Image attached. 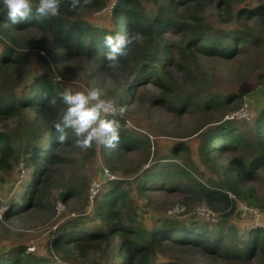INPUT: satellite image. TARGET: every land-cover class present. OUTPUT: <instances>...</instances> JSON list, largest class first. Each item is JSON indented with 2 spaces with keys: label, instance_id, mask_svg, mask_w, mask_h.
I'll list each match as a JSON object with an SVG mask.
<instances>
[{
  "label": "rangeland",
  "instance_id": "rangeland-1",
  "mask_svg": "<svg viewBox=\"0 0 264 264\" xmlns=\"http://www.w3.org/2000/svg\"><path fill=\"white\" fill-rule=\"evenodd\" d=\"M166 1L142 0L141 9L144 14L156 15ZM115 2L110 0L109 5L100 11L81 8L77 18L99 31L113 29L116 22L112 19L111 11ZM258 6H264V0H235L227 14L217 7L215 1L200 14L201 27L208 29L210 34L218 29L224 32L235 29L247 33L253 41L251 47H254L250 53L232 59L189 55L186 61L190 64L191 76L183 75L176 65L177 56L174 55L173 58L163 60L165 69L160 72L165 77L167 86L141 83L132 97L127 95L126 88L139 76L135 64L129 69L112 68L96 73L93 62L88 59L58 62L57 56H53L51 52L52 38L36 31L25 32L16 43L0 38V51L11 47L23 56L19 67L6 71V82L0 83V97L19 99L22 95L32 94L39 79L47 76L53 80L54 77L58 78L56 82L61 83L64 89L76 91L98 87L103 98L114 101L125 129L149 143L142 149L122 152L111 163L104 156L103 145L95 141L86 149L77 144L63 148L60 152L62 161L52 168L44 205L26 211L19 209L13 216L6 217L10 206L20 202L23 190L31 182L34 167L27 161L25 150L29 138L43 130L44 126L29 108L22 109L9 120L0 121V131L12 135L17 142L12 169L0 170V256H10L15 249L26 248L47 264H110L115 261L114 253L119 244L116 236L109 247L104 246L87 256L74 252L69 259L64 258V253L52 246L67 222H78L79 226L88 228L100 224L95 216V205L113 183H119L127 190L129 207L126 211L137 212L141 226L151 228L171 220L208 226L216 232L234 229L236 232L230 233L228 239L233 240L236 245L240 244L247 229L252 226L264 227V210L260 211L258 219L252 212L243 217L240 208L242 205L246 206L247 202L236 196L231 198L234 208L225 209L213 207L201 195L188 191L141 190L136 182L137 177H142L146 169L173 163L190 169L194 178L203 184H221L227 189L224 180L229 155H224L212 167L201 153L203 135L218 124L222 116L226 120L227 112L212 110L207 114L179 115L161 105L159 100L179 103L176 96L207 99L213 95L226 97L240 94L244 97L242 105L248 102L251 106L252 116L249 120L237 122L252 128L260 109L264 108V16L256 15L245 19L238 18L236 12ZM185 17L194 20L193 15L186 13ZM166 36L172 43L179 40L176 34L168 33ZM257 38L260 40L259 44L254 43ZM158 43L160 42L151 43L145 51L151 52ZM159 53L165 54L161 47ZM121 107L124 109L122 113L119 111ZM64 110L65 107L60 109V119ZM234 112L230 111L228 114ZM178 143H183L186 149L183 154L174 157L172 150ZM256 151L254 149L251 153ZM251 184L256 186L259 195L264 196V179ZM69 190H76L77 193L65 195ZM207 211L210 212L209 215ZM213 217L215 221L212 220ZM156 260L176 261L179 264H260L258 258L247 262L227 261L192 246H172L168 252L159 250Z\"/></svg>",
  "mask_w": 264,
  "mask_h": 264
},
{
  "label": "trees",
  "instance_id": "trees-1",
  "mask_svg": "<svg viewBox=\"0 0 264 264\" xmlns=\"http://www.w3.org/2000/svg\"><path fill=\"white\" fill-rule=\"evenodd\" d=\"M215 1L217 7L228 14L235 0H167L156 15L144 14L141 9L142 0H116L111 11L112 19L116 22L115 27L99 31L88 22L77 18L78 11L81 8L90 11L104 10L110 0H81L76 9L69 6L70 0H60L55 16L36 17L33 11L15 25L10 24L6 11L0 12V38L16 43L25 32L36 31L52 38L50 48L58 62L88 59L93 62L96 73L112 68L129 69L135 64L139 76L126 88L127 95L132 97L141 83L166 87L165 77L160 72L165 69L163 60L173 58L174 55L177 56L176 65L183 75L191 76L192 70L186 61L189 55L232 59L252 51L253 41L245 32L235 29L224 32L218 29L210 34L208 29H202L200 14ZM36 2L37 0H33V6ZM186 13L193 15L194 20L187 19ZM256 15L264 16V6L239 9L236 12L238 18L251 19ZM117 33H138L139 39L126 46L116 67H109L105 60L107 48L104 46L103 37L105 34ZM168 33L176 34L179 40L175 43L169 42L166 36ZM154 42L161 44L158 43L151 52L145 51ZM254 43L259 44V38ZM160 47L165 52L164 55L159 53ZM15 52L11 47L0 51V83L6 82L8 69L22 64V53L16 52L14 55ZM63 90L61 83L47 76L39 79L32 94L22 95L19 99L0 97V121L9 120L22 109L29 108L44 126L43 130L29 138L25 150L27 161L34 167L31 182L23 190L20 202L10 206L6 217L13 216L19 209L26 211L44 205L52 168L62 161L61 150L76 144V137L71 129H66L68 138L63 143H58L57 133L52 127L60 121V109L65 107L59 96ZM176 97L179 98V103L167 102L165 99L159 100V103L179 115L207 114L212 110L227 112L225 115H229L230 111L236 112L243 106L244 99L240 94L226 97L213 95L207 99L195 96ZM53 99L55 103H52ZM115 119L119 124V140L114 147L102 148L109 163L120 157L122 152L136 151L149 144L141 136L125 129L119 113ZM217 123L203 135L201 153L212 167L224 155H229L225 170L227 176L224 180L228 190L221 184H203L194 178L190 169L173 163L146 169L142 177H137L138 187L141 190L188 191L201 195L213 207L225 209L234 208V201L227 194V191H231L236 197L246 201L248 207L264 210V196L259 195L256 186L251 184L264 179V108L260 109L252 128H247L242 122L224 120L223 116ZM16 146V139L12 135L0 131V170L12 169ZM185 149L183 143L176 144L172 150L174 157L183 154ZM254 149L257 151L252 154ZM76 193V190H69L65 195ZM128 199L127 190L119 183H113L95 205V216L100 224L88 228L79 226L78 222H67L54 240L53 248L63 252L66 259L71 258L74 252L87 256L104 246L109 247L116 236L119 244L114 253L115 261L110 264H179L176 261L156 260L159 250L168 252L172 246H192L227 261L247 262L258 258L260 264H264L263 226L247 229L239 245L228 239L230 233L236 232L234 229L216 232L208 226L171 220L149 228L138 223L137 212L126 211L129 207ZM13 252L10 256H0V264H47L45 260L29 253L26 248H18Z\"/></svg>",
  "mask_w": 264,
  "mask_h": 264
},
{
  "label": "clouds",
  "instance_id": "clouds-1",
  "mask_svg": "<svg viewBox=\"0 0 264 264\" xmlns=\"http://www.w3.org/2000/svg\"><path fill=\"white\" fill-rule=\"evenodd\" d=\"M81 0H70V7L76 9ZM60 0H0V12L7 13L10 24L15 25L35 12L36 17L55 16L59 10ZM139 39L138 33L105 34L104 46L107 48L105 60L109 67L119 64V57L126 46ZM65 110L59 122L52 125L57 133L58 143L68 138L66 129H71L76 137L75 143L81 148H88L95 141L105 147H114L119 140L118 115L114 101L102 97L98 87L87 90L64 89L59 93ZM55 103V99L52 100ZM120 108V113L123 112Z\"/></svg>",
  "mask_w": 264,
  "mask_h": 264
},
{
  "label": "built area",
  "instance_id": "built-area-1",
  "mask_svg": "<svg viewBox=\"0 0 264 264\" xmlns=\"http://www.w3.org/2000/svg\"><path fill=\"white\" fill-rule=\"evenodd\" d=\"M57 79L58 78L54 77L55 81H58ZM251 116H252L251 106H249L248 102H244L243 106L239 110H237L234 113H231V115L230 114L227 115V119H230V120H233V121L249 120L251 118ZM227 194H228V196L230 198H235V195L231 191H227ZM177 211H179V209ZM203 211L206 212L205 210H203ZM240 211H241V214H242L243 217H246L249 212L254 213L255 214L254 216L256 217V219H258L260 217V211L259 210L252 209V208L248 207L247 205L246 206L242 205L241 208H240ZM207 214L209 215L210 212L207 211ZM212 220L215 221L216 219L213 217ZM252 227H255V226H252ZM57 264H67V263L58 262Z\"/></svg>",
  "mask_w": 264,
  "mask_h": 264
}]
</instances>
